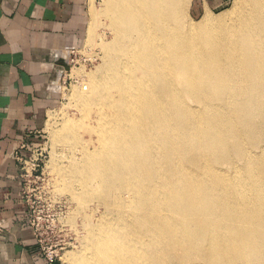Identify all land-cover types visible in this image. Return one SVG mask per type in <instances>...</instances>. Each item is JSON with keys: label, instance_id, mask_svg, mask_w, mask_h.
<instances>
[{"label": "bare ground", "instance_id": "bare-ground-1", "mask_svg": "<svg viewBox=\"0 0 264 264\" xmlns=\"http://www.w3.org/2000/svg\"><path fill=\"white\" fill-rule=\"evenodd\" d=\"M102 1L80 117L50 130L82 218L69 261L264 264V0L187 25L189 0Z\"/></svg>", "mask_w": 264, "mask_h": 264}, {"label": "crops", "instance_id": "crops-1", "mask_svg": "<svg viewBox=\"0 0 264 264\" xmlns=\"http://www.w3.org/2000/svg\"><path fill=\"white\" fill-rule=\"evenodd\" d=\"M88 2L0 0V264H62L45 257L27 222L18 155L44 142L69 52L85 39Z\"/></svg>", "mask_w": 264, "mask_h": 264}, {"label": "rangeland", "instance_id": "rangeland-1", "mask_svg": "<svg viewBox=\"0 0 264 264\" xmlns=\"http://www.w3.org/2000/svg\"><path fill=\"white\" fill-rule=\"evenodd\" d=\"M233 1L189 0L183 24L187 25L191 22H197L207 10L213 16H221V14L223 15L231 8ZM102 2V0H89L88 2L85 17V39L82 45L75 49V53L69 55L67 59L69 66L68 80L62 84L61 102L49 111L46 117L40 167L36 168V170L32 169V164L35 161L31 158L30 153H27L19 164L25 178L23 180V191L26 197L24 198L28 201V204L25 201L27 209L28 205L30 207L28 209L31 215L30 220L37 227L39 235L50 244L54 254L57 253V258L62 261V264H72L69 261L71 256L77 255L81 251L83 226L82 218L79 214L77 215L76 204L72 202L71 196L63 191L64 189L60 190L59 184L56 183L57 174L55 169H53V164L56 165L57 162V167L60 166V163L63 162L66 148L58 140L53 144L50 138V130L56 131L59 129L66 119L76 120L80 117V111L75 104L73 93L80 89L81 83L84 82L82 80L84 75L98 70L103 58L101 43L110 40L112 37L109 27L103 25V22L108 25L106 19L97 18V20L95 19L96 22L92 20V14L101 11ZM226 19L228 20V18ZM93 23L95 27L94 40L93 42H88V30Z\"/></svg>", "mask_w": 264, "mask_h": 264}, {"label": "built area", "instance_id": "built-area-1", "mask_svg": "<svg viewBox=\"0 0 264 264\" xmlns=\"http://www.w3.org/2000/svg\"><path fill=\"white\" fill-rule=\"evenodd\" d=\"M74 53H75V49H71L70 52H69V55L74 54ZM20 148H21V150L26 149V144H24V143L21 144ZM28 153H30L31 158L33 159V161H35V163L32 164V166H33L32 169L36 170V168L40 167V162L42 161V159H41V156H42L41 147L40 148H36V149H31ZM25 155L26 154H23V153H20L18 155L19 164H20V162H22V159H23V157ZM20 175H21L22 179L24 180L25 178L23 176V170H21V169H20ZM23 196L25 197L24 191H23ZM26 202L28 204V201H26ZM29 208L30 207L28 205V209ZM30 217H31V215H30V210H29L28 211V216H27V222L30 225V227L33 229L34 237H35L36 242L39 245L42 253L49 260H52L53 258H57L58 257L57 253L54 254V251L51 249L50 244H48V242L39 235V233L37 232L38 231L37 227H35L34 223L30 220Z\"/></svg>", "mask_w": 264, "mask_h": 264}]
</instances>
